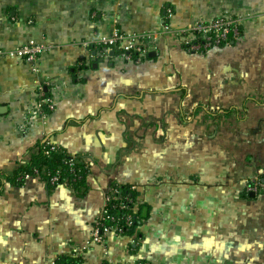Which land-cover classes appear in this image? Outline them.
Here are the masks:
<instances>
[{
  "label": "crops",
  "instance_id": "0c3cea01",
  "mask_svg": "<svg viewBox=\"0 0 264 264\" xmlns=\"http://www.w3.org/2000/svg\"><path fill=\"white\" fill-rule=\"evenodd\" d=\"M216 16L241 19L237 41L183 48ZM115 29L148 35L141 61L93 47ZM29 42L35 60L0 57V264H264V190H245L264 183V0H0V48ZM44 141L85 163L82 195L13 179ZM126 183L143 219L92 242Z\"/></svg>",
  "mask_w": 264,
  "mask_h": 264
},
{
  "label": "built area",
  "instance_id": "2783aa9c",
  "mask_svg": "<svg viewBox=\"0 0 264 264\" xmlns=\"http://www.w3.org/2000/svg\"><path fill=\"white\" fill-rule=\"evenodd\" d=\"M168 13L166 14L167 17ZM241 19L239 17H225V16H216L209 21H196L192 23L188 28L176 32L178 40L181 42L183 48L188 52L194 54H202L208 52L210 49L222 46L230 42L229 40L237 41L241 35L240 30ZM170 31V28L167 24L162 25V28L153 34L154 35H165ZM148 35L141 37L136 35H128L121 32L119 29H115L109 37H103L97 39L93 43V47L99 49L103 55H106L108 50L115 47H120L121 51L119 55L125 60H133L139 62L142 59V56L146 54V48L140 43V40H145ZM45 47L40 44H35L33 42L26 43L17 47L16 49L5 51L0 48V57L5 54H8L12 57H20L30 61H33L37 58L38 54L43 51ZM42 104L46 105L48 112L53 109L51 101L49 99L38 100L37 107L41 109ZM44 118L47 117L48 113H40ZM48 147L45 148V154H49L51 151L58 152L61 148L56 145L49 143ZM76 156H71L67 160V165L69 171L74 174V178L78 179L79 176L76 174L74 165L81 164L83 161L81 158ZM46 167L41 168H31V173H24L21 177H18L16 180L24 181L31 177L42 178L41 174H45L47 179L45 182L49 183L51 186H57L61 184L59 171H56L55 174L50 175L46 171ZM136 186L133 185L134 189ZM260 187V184L257 181H253L248 187L247 190L254 191ZM122 197L121 191L117 187V184L111 185L105 194L104 206L102 207L97 222L94 228L91 231V241L95 243H102L107 235H123L126 229H128L133 224V216L130 213L124 214L122 212L128 209L126 203H131L132 199L125 197V202L118 203V210L115 214H111L108 211V208L111 207L109 203L113 201H118ZM136 264H147L144 262H138Z\"/></svg>",
  "mask_w": 264,
  "mask_h": 264
},
{
  "label": "trees",
  "instance_id": "16d2710c",
  "mask_svg": "<svg viewBox=\"0 0 264 264\" xmlns=\"http://www.w3.org/2000/svg\"><path fill=\"white\" fill-rule=\"evenodd\" d=\"M230 42H234L233 40H229ZM229 43V42H228ZM121 49H116L115 52H120ZM41 112L42 113H49L48 109L46 108L45 104H42L41 106ZM48 147V144L46 141L39 143L37 145V152L32 154L30 157V160L25 164L24 166L18 167L13 179L16 180L18 177H21L24 173H31V168H37L41 170V168L46 167V171L49 172L50 175L55 174L56 171H59L61 175L60 182L61 184H68L71 186L74 190H77L80 192V195L83 194L84 191H81V188L85 185V176H86V165L84 162L81 164H75L74 169L76 174L79 176L78 179L74 178L73 172L71 173L69 171L67 160L71 155L67 153L64 149H60L58 152L51 151L49 154H45V148ZM78 159V158H77ZM42 179L46 181L47 176L45 174H41ZM17 182H22L21 180ZM48 187H54L51 186L49 183H47ZM134 184L126 183V184H117V187L121 191L122 197L118 199V201H113L112 203H109L111 207L108 208L109 213L115 214L118 210V203L122 202L124 203V198H131V203H126L128 206V209L125 211L122 210L124 214L130 213L133 216V224L125 230L123 234H129L132 231H134L141 219H143L144 215L142 213V204H138V208H136V202H137V191L136 187L133 189L132 186ZM56 264H80V260L78 256H68L60 258L56 261Z\"/></svg>",
  "mask_w": 264,
  "mask_h": 264
},
{
  "label": "flooded vegetation",
  "instance_id": "af4514ba",
  "mask_svg": "<svg viewBox=\"0 0 264 264\" xmlns=\"http://www.w3.org/2000/svg\"><path fill=\"white\" fill-rule=\"evenodd\" d=\"M253 181H257V182L260 184V187H259L258 189H256V190H254V191H249V190H247V187H248ZM245 190H246V193H258V192H261L262 190H264V183H262V181H261L260 179H257V178L252 179V180H250V181H248V182L246 183V188H245Z\"/></svg>",
  "mask_w": 264,
  "mask_h": 264
}]
</instances>
